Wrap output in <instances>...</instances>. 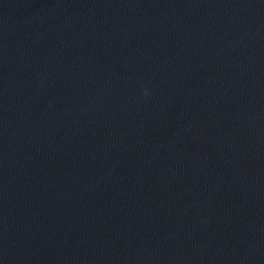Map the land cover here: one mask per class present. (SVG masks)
Segmentation results:
<instances>
[{
	"label": "water",
	"instance_id": "1",
	"mask_svg": "<svg viewBox=\"0 0 264 264\" xmlns=\"http://www.w3.org/2000/svg\"><path fill=\"white\" fill-rule=\"evenodd\" d=\"M0 264H264V0H0Z\"/></svg>",
	"mask_w": 264,
	"mask_h": 264
}]
</instances>
